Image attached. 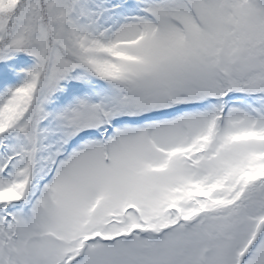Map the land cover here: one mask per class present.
Instances as JSON below:
<instances>
[{"label": "snow or ice", "instance_id": "6c2138e0", "mask_svg": "<svg viewBox=\"0 0 264 264\" xmlns=\"http://www.w3.org/2000/svg\"><path fill=\"white\" fill-rule=\"evenodd\" d=\"M0 264H264V0H0Z\"/></svg>", "mask_w": 264, "mask_h": 264}]
</instances>
